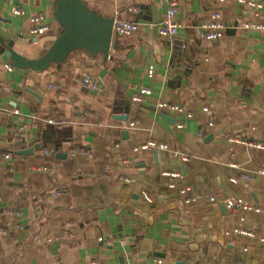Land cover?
I'll return each instance as SVG.
<instances>
[{
	"label": "crops",
	"instance_id": "crops-1",
	"mask_svg": "<svg viewBox=\"0 0 264 264\" xmlns=\"http://www.w3.org/2000/svg\"><path fill=\"white\" fill-rule=\"evenodd\" d=\"M84 1L136 25L106 59L79 49L38 72L0 42V264H264V242L239 232L264 230V150L242 141L264 143V30L242 26L264 21V0L256 18L237 0H178L172 40L158 34L166 0ZM15 5L0 0V37L36 57L58 30L54 0L21 4L53 28L37 40ZM214 10L225 30L207 42ZM141 87L147 102H133ZM150 141L166 147L135 149Z\"/></svg>",
	"mask_w": 264,
	"mask_h": 264
},
{
	"label": "built area",
	"instance_id": "built-area-1",
	"mask_svg": "<svg viewBox=\"0 0 264 264\" xmlns=\"http://www.w3.org/2000/svg\"><path fill=\"white\" fill-rule=\"evenodd\" d=\"M15 1V0H10ZM167 1V9L165 13L163 14L161 24L158 29V34L162 36L163 38L167 40H172L180 28V23L177 20V13L179 11V1L178 0H166ZM17 5L14 6L13 13L17 16H25L27 18L28 22V34L32 38H39L45 34H48L53 31V28L49 22H47L46 17L41 12H33L26 14L25 10L21 7V4L24 3V0H16ZM237 2L244 4L251 8L252 12V18L261 17L262 14L260 12L263 3L259 0H237ZM242 26L244 28L248 29H261L264 30V21H254V20H246L242 22ZM136 29V25L133 22H126V21H114L112 31L113 33L117 34H131ZM225 30V22L222 19L221 13L218 10H214L210 13L207 20L203 21L200 24L199 29V36L207 41V42H213L220 39L224 33ZM5 68L8 70H11L12 66L10 64H6ZM148 76L153 75V67L149 66L147 70ZM80 83L82 86L86 88H91L92 90L98 89V84L90 77L85 76L80 79ZM151 94V89L147 87H141L137 93L132 95L131 100L136 103H146L148 96ZM156 108L160 110H171L176 113L183 112V109L181 106L177 104H172L165 101H158L156 103ZM203 111H208L207 107H203ZM14 112H17L14 110ZM187 116H190V114H187ZM53 120H50L51 123ZM211 125V122L209 123ZM178 127H181V122L177 123ZM236 138L235 140H237ZM241 141L240 139H238ZM244 143L249 144L253 147L260 148L264 150V143L262 142H245ZM146 147H153V148H165V144H161L155 141L147 142L146 144H143L141 146H137L135 149H143ZM3 156L6 159H13L14 156L10 153H4ZM185 159V158H184ZM132 161V160H131ZM42 170H49L47 167L42 168ZM259 174H264V169L258 170ZM168 176L176 177L178 176L177 173H166ZM243 179H248V175H244L242 177ZM233 182H235V179H232ZM186 191L185 189H181V192ZM145 198L148 200L149 197L144 194ZM211 199H215L214 197H211ZM227 206L232 209H243V210H258V208L246 204L242 202L240 199H231L227 201ZM239 232H241L244 235H248L251 237H256L259 241L264 242V230L259 232H253L249 229H239Z\"/></svg>",
	"mask_w": 264,
	"mask_h": 264
},
{
	"label": "water",
	"instance_id": "water-1",
	"mask_svg": "<svg viewBox=\"0 0 264 264\" xmlns=\"http://www.w3.org/2000/svg\"><path fill=\"white\" fill-rule=\"evenodd\" d=\"M53 18L58 24V30L36 57L28 58L19 54L12 48L11 41L4 43L0 37V42L5 47V56L14 66L39 72L48 68L51 63L64 61L72 51L79 49L90 57H108L114 37L113 18L91 9L84 0H54ZM161 116L169 119L164 113ZM181 167L185 170L182 163Z\"/></svg>",
	"mask_w": 264,
	"mask_h": 264
}]
</instances>
